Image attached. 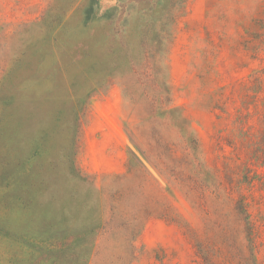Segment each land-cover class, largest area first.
<instances>
[{
	"label": "rangeland",
	"instance_id": "rangeland-1",
	"mask_svg": "<svg viewBox=\"0 0 264 264\" xmlns=\"http://www.w3.org/2000/svg\"><path fill=\"white\" fill-rule=\"evenodd\" d=\"M0 264H264V0H0Z\"/></svg>",
	"mask_w": 264,
	"mask_h": 264
},
{
	"label": "trees",
	"instance_id": "trees-1",
	"mask_svg": "<svg viewBox=\"0 0 264 264\" xmlns=\"http://www.w3.org/2000/svg\"><path fill=\"white\" fill-rule=\"evenodd\" d=\"M91 47L93 48L94 47V44L92 43ZM214 193H216V197L217 198H222L223 194L221 193V183H215L214 184ZM242 209L244 213L247 212V209L245 208V205H242ZM248 217V215H246ZM93 229H90L89 231H84V232H81L80 234H78L76 237L72 238V239H67L63 242L62 245H58V243L55 244L56 247H54L53 245H49L51 247V250L55 249V250H59L60 252L64 253L65 251H67V254L72 258L74 256H77V257H86L87 254H88V247H89V241L87 240V235L89 233H93ZM4 235L7 236V237H12V240L13 242H17L18 238L20 236L18 235H12L10 234L9 232H4ZM54 244V243H53ZM13 255H16L13 254Z\"/></svg>",
	"mask_w": 264,
	"mask_h": 264
},
{
	"label": "crops",
	"instance_id": "crops-1",
	"mask_svg": "<svg viewBox=\"0 0 264 264\" xmlns=\"http://www.w3.org/2000/svg\"><path fill=\"white\" fill-rule=\"evenodd\" d=\"M104 133H105V134H106V133H107V134H110V133H111L110 128L105 127ZM102 139H104V136L102 137ZM102 146H103V142L101 141L100 144H99V147H102ZM95 149H96V146H95ZM107 152H108V155H107V156L112 157L111 154H110L111 150H108ZM94 157H95V154H93V155L91 156V158H94Z\"/></svg>",
	"mask_w": 264,
	"mask_h": 264
}]
</instances>
